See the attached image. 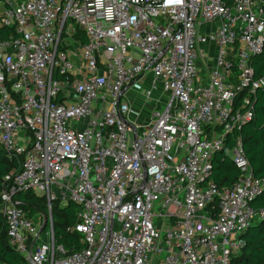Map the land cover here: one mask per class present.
Instances as JSON below:
<instances>
[{
  "label": "built area",
  "instance_id": "2783aa9c",
  "mask_svg": "<svg viewBox=\"0 0 264 264\" xmlns=\"http://www.w3.org/2000/svg\"><path fill=\"white\" fill-rule=\"evenodd\" d=\"M0 29V148L17 164L0 214L21 264L240 254L264 219L235 134L264 87V0H0ZM220 151L239 171L230 186L209 177ZM27 190L46 201L44 231L14 201ZM55 202L75 206L79 249L55 242Z\"/></svg>",
  "mask_w": 264,
  "mask_h": 264
},
{
  "label": "trees",
  "instance_id": "16d2710c",
  "mask_svg": "<svg viewBox=\"0 0 264 264\" xmlns=\"http://www.w3.org/2000/svg\"><path fill=\"white\" fill-rule=\"evenodd\" d=\"M230 3L231 0H225ZM2 32V29H0ZM253 77L264 75V47L261 53L255 55L252 61ZM251 118L245 122L239 131L244 154L250 164L253 175L262 181V190L251 202L253 209H264V87L257 89L252 106ZM229 135L227 146H231ZM17 164L7 157L0 148V184L2 178L9 174ZM239 176V171L223 151L217 152L212 158L210 178L218 187L230 186ZM17 207L36 219L47 215V205L44 197L31 190L18 193L14 197ZM57 203V202H55ZM53 203V204H55ZM51 206L53 219V234L55 242L62 243L67 249L81 247L79 236L68 228L75 223V206L59 203ZM217 211L216 205L212 213ZM46 227L43 228L45 230ZM244 245L240 254L233 257L229 264H264V219L257 221L242 234ZM0 261L4 264H21L22 258L8 244L5 225L0 214Z\"/></svg>",
  "mask_w": 264,
  "mask_h": 264
},
{
  "label": "rangeland",
  "instance_id": "374dc122",
  "mask_svg": "<svg viewBox=\"0 0 264 264\" xmlns=\"http://www.w3.org/2000/svg\"><path fill=\"white\" fill-rule=\"evenodd\" d=\"M133 51H137L136 49L135 50H133ZM151 78V76L150 75H148V77H147V79H150ZM146 84H148V83H145L144 85H146ZM159 89V88H158ZM138 93V92H137ZM161 95V92H159V93H156L155 92V94L154 95H152V98L150 99L151 101L152 100H154V101H156L157 100V98H159L158 96H160ZM138 95H134V97H137ZM150 100H148V101H150ZM147 103H153V102H147ZM55 204H57V203H55ZM55 204H53V205H55ZM59 205L60 206H62V205H65L64 203H59Z\"/></svg>",
  "mask_w": 264,
  "mask_h": 264
},
{
  "label": "water",
  "instance_id": "95a60500",
  "mask_svg": "<svg viewBox=\"0 0 264 264\" xmlns=\"http://www.w3.org/2000/svg\"><path fill=\"white\" fill-rule=\"evenodd\" d=\"M45 224H46V218L43 219L40 230H43V228L45 227Z\"/></svg>",
  "mask_w": 264,
  "mask_h": 264
},
{
  "label": "crops",
  "instance_id": "0c3cea01",
  "mask_svg": "<svg viewBox=\"0 0 264 264\" xmlns=\"http://www.w3.org/2000/svg\"><path fill=\"white\" fill-rule=\"evenodd\" d=\"M37 218H43V219H44V217H37ZM37 218H36V219H37ZM42 221H43V220H42ZM43 231H44V230H43Z\"/></svg>",
  "mask_w": 264,
  "mask_h": 264
}]
</instances>
